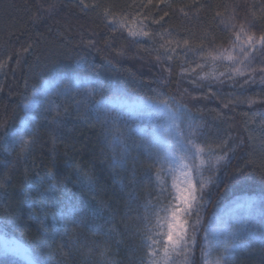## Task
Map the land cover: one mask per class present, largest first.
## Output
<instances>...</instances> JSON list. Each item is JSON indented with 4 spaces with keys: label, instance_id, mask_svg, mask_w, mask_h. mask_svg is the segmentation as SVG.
I'll return each instance as SVG.
<instances>
[{
    "label": "trees",
    "instance_id": "16d2710c",
    "mask_svg": "<svg viewBox=\"0 0 264 264\" xmlns=\"http://www.w3.org/2000/svg\"><path fill=\"white\" fill-rule=\"evenodd\" d=\"M261 13L264 0H0V126L17 127L26 99L54 74L75 70L103 84L92 100L75 91L51 109L28 146L0 140L1 230L44 264H145L143 205L156 202V166L122 124L117 132L94 110L92 101L115 86L174 98L202 146L227 153L203 172L213 180L205 189L204 227L236 196L264 194V152L244 122L245 113L264 112V55L240 56L237 64L220 58L239 56L233 40L242 25L257 38L264 32ZM117 135L120 144L113 143ZM237 168L251 179L237 184ZM78 174L92 178L91 190L80 187ZM50 178L98 214L57 225L53 199L25 196L29 184L46 189ZM203 235L201 229L188 264H203ZM234 263L264 264V245L240 252ZM0 264L23 263L0 256Z\"/></svg>",
    "mask_w": 264,
    "mask_h": 264
},
{
    "label": "snow or ice",
    "instance_id": "6c2138e0",
    "mask_svg": "<svg viewBox=\"0 0 264 264\" xmlns=\"http://www.w3.org/2000/svg\"><path fill=\"white\" fill-rule=\"evenodd\" d=\"M137 35V33H130ZM147 35V33H141ZM235 51L238 49L239 56L221 54L220 58L233 64L243 63L254 52L264 55V32L257 38L255 35H248L242 25L233 40ZM243 57V60L240 59ZM215 59V57H213ZM70 74L54 77L57 85L63 83L62 90L57 89V94H66L75 89L82 93L88 100H92L94 93L103 88L100 81H93L87 78L78 77L72 73L75 70H68ZM235 71L240 73V69ZM242 74V73H240ZM66 82V83H65ZM51 82H45L41 87L35 88L32 96L23 105L24 115L20 117L19 127L9 128L7 125L0 126V140L5 143L19 142L25 147L32 140H25V136L34 137L37 130V123L41 113L50 112L53 101H48V107L44 108L45 98L48 96ZM110 95L101 94L100 100H94L93 108L97 112H102L105 122L111 124L119 132L121 124H127V119L133 114L136 108H146L150 117L160 118L159 123L154 124L151 140H146V151L152 164L156 166L154 173L156 189V202L148 201L144 207L142 217L145 225V236L142 243L147 249L148 260L145 264H159L157 254L162 251V259L165 264L172 256L185 254L184 264H188L187 253L195 246L197 235L203 229L202 237L205 251L202 256L206 264H227L232 257L233 248H226L224 255L209 261L210 248L208 245L215 243L219 246V230L211 226L204 227L201 220V210L210 202L205 201V189L213 183L211 178L204 179V170L215 168L221 160L227 158L225 152L223 156H217L215 152L199 142V129L185 119L186 107L178 104L174 98L153 99L137 97V102L129 104L125 99V94L119 89L109 88ZM126 109L127 111H124ZM46 119V117H45ZM139 131H143L140 129ZM114 144H120L119 136L113 137ZM127 150L125 149V152ZM151 168V166H150ZM146 178L152 179L153 173L148 171ZM232 179L237 184H243L251 179V174L245 173L243 168H237ZM59 181L54 178L49 179L48 187L45 189L40 182L29 184V191L25 193L26 198L32 195L38 196L40 201L53 199L57 209L54 217L56 224L66 227V221H74L76 218H84L89 215H97L98 211L91 203L77 197L66 185L57 187ZM77 183L81 188L92 189V178L87 174H78ZM9 221L5 220V226ZM46 235V233H44ZM5 251H23L27 249H5ZM35 264H44L43 261H36ZM172 264H175L173 261Z\"/></svg>",
    "mask_w": 264,
    "mask_h": 264
},
{
    "label": "rangeland",
    "instance_id": "374dc122",
    "mask_svg": "<svg viewBox=\"0 0 264 264\" xmlns=\"http://www.w3.org/2000/svg\"><path fill=\"white\" fill-rule=\"evenodd\" d=\"M262 14V13H261ZM264 13L262 14V16ZM68 74H54L49 78L42 81L39 87L45 82H51V88L49 90L48 96L45 98L44 108L48 107V101H53L52 109L55 108L61 101L67 99H72L74 97L75 89L67 92L66 94H57V89L62 90L64 84L61 83L57 85L54 81V77ZM81 78H87L95 81L89 76H84L81 74H74ZM66 83V82H65ZM38 87V88H39ZM113 89H119L125 94V99L129 104L136 103L137 97L148 98L133 93L120 86H115ZM30 95L28 99L31 97ZM156 99H168L163 96H157ZM100 100V99H99ZM38 111L41 113L38 123L49 113L44 112L43 108H39ZM124 111H127L124 109ZM24 115V110L23 114ZM160 118L155 116L150 117L148 110L146 108H136L133 114L127 119V124H122L123 131L128 135L135 138L138 146L143 149L146 153V140H151L153 128L155 123H159ZM244 122L246 129L250 135V140L252 145L256 150L264 152V112H250L244 114ZM37 123V124H38ZM20 121L17 125L19 127ZM142 129L143 131H139ZM32 137L25 136V140H29ZM11 146H18L21 143L7 142ZM148 154V153H147ZM217 228L219 230V246L217 247L215 243L208 245L210 248V254L208 255V260H214L219 256L224 255V250L226 248H233L232 257L228 260L227 264H235V257L242 251L247 250L253 245H264V194H242L236 196L231 201L222 205L218 208L216 213L210 220L209 225ZM145 231V228H144ZM146 234V233H145ZM27 249V253L23 251L17 253L15 251H5V249ZM205 251V248H204ZM147 253V249H146ZM162 251L157 254V260L159 264H165L162 259ZM188 255V254H186ZM0 256L11 257L20 261L23 264H35L39 261L38 256L35 254L33 249L26 244L20 238L9 235L1 230L0 227ZM188 258V257H187ZM148 260L147 254H145V262ZM185 254L179 256H172L168 261V264H184ZM203 264H206L205 258Z\"/></svg>",
    "mask_w": 264,
    "mask_h": 264
}]
</instances>
